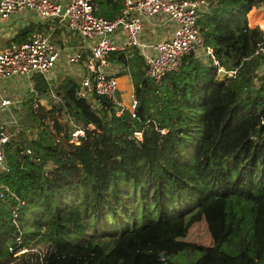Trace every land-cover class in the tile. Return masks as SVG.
<instances>
[{
	"label": "trees",
	"instance_id": "16d2710c",
	"mask_svg": "<svg viewBox=\"0 0 264 264\" xmlns=\"http://www.w3.org/2000/svg\"><path fill=\"white\" fill-rule=\"evenodd\" d=\"M262 2L216 0L200 12L204 45L224 69L237 68L232 77L190 53L157 83L133 52L135 117L98 95L95 108L73 77L54 87L60 101L28 104L35 135L10 138L0 172V264H24L16 249L39 243L48 259L92 248L99 259L89 264H173L183 251L188 264H264V55L254 54L264 31L247 21ZM96 7L113 18L123 4ZM34 87L49 92L41 76ZM79 126L84 137L70 143ZM199 228L200 243L185 240Z\"/></svg>",
	"mask_w": 264,
	"mask_h": 264
},
{
	"label": "built area",
	"instance_id": "2783aa9c",
	"mask_svg": "<svg viewBox=\"0 0 264 264\" xmlns=\"http://www.w3.org/2000/svg\"><path fill=\"white\" fill-rule=\"evenodd\" d=\"M95 2L96 0H0L1 18L30 12L39 21L52 23V30L57 26H64L83 42L73 50L70 49L67 54L52 41L50 34L42 31H33L22 41H11L0 50V80L41 75L49 82L63 53H66L65 57L71 64H79L86 46L93 63L89 74L80 82L82 92L79 94L91 100L95 108L100 107V99H95L94 95L105 97L112 103L116 115L128 110L135 117L138 101L134 90L129 107H124L117 96V76L106 71L111 65L112 52L138 49L144 59L145 76L157 83L161 82L167 72L177 70L182 57L190 53L209 58L217 67L218 73L226 77H232L236 73V67L224 69L219 65L212 47L204 45L200 33L197 21L200 12L208 9L216 0H122L123 7L113 18L95 14ZM153 18L166 24L170 32L164 38L147 42L143 39L144 21ZM254 54L264 55V41L257 44ZM260 73L261 69L258 70V74ZM17 104L18 102L8 97L0 101V107L4 108L16 109L14 107ZM18 132L14 119L0 122V172L5 169V145ZM141 135V131H134L136 139H141ZM83 137L84 128L76 127L69 134V142L79 144ZM29 152L26 149V153ZM3 194L0 187V197Z\"/></svg>",
	"mask_w": 264,
	"mask_h": 264
},
{
	"label": "crops",
	"instance_id": "0c3cea01",
	"mask_svg": "<svg viewBox=\"0 0 264 264\" xmlns=\"http://www.w3.org/2000/svg\"><path fill=\"white\" fill-rule=\"evenodd\" d=\"M118 13H116L115 16ZM12 18L18 20L17 23L12 22V25L13 27L16 28V29L14 28L16 31L14 34H12L11 37H8L5 39L2 38L3 41L1 40V36H0V46L3 44V47L1 49L6 47L11 41H17V40H14V37L17 34L25 32L23 34V38L20 40L22 41V40H25L27 36L33 31H42V32H46L50 34L52 41H54L56 45L60 49L63 50V52H67V54L69 53L70 49L73 50V48H76L80 46L81 43H83L82 40L79 39L76 35L68 32L64 26H57L55 30H52L51 29V26L53 25L52 23L41 22L36 18L35 15H33L30 12H25V13L21 12L18 14H12L6 18H1V19L9 20ZM249 19L250 18L247 16V21ZM144 24H147L150 30L154 28H157L158 30H160L159 34L153 31L147 34L144 28L143 39L147 42H154L156 40L164 38L166 34L170 32V28L166 24L164 25L161 24L160 21H158L156 18L148 19V20L145 19ZM250 27L252 26L250 25ZM162 29H164V31H162ZM72 37L78 38V40L76 39L74 40ZM133 52L136 53L141 58L143 62V69H144V59L141 53L136 48H130L125 51H120V53L122 54V58L124 57L123 60L121 58V61L112 60L110 56L111 65L110 67L106 68V71L110 73H114L117 76L118 87H119L117 96L120 98L121 103H122L121 97H123L124 91L127 90V87H128V93L130 97L134 90L132 79L129 74V72L133 70V66L131 65V61H130V59L134 57ZM65 54L66 53H63V58L61 62L51 74L50 81L48 82L45 80L49 87V92H48L49 94H51L52 92L54 93V87L57 86L60 80L63 79L64 77H73L79 82H81L83 77L88 75L92 69L93 62L90 59L89 49L86 46H84V53H83L84 57L82 58L79 64H71L70 61H67ZM38 76H41V75H33L30 78L17 76V77L8 79V80H0V101L1 99L8 97L12 99L14 102H18L19 107H21L20 102L24 94L23 92H28L29 96L27 98H32V100L36 102V105L37 103H39V101H40L39 104H41V101L45 99L44 97L48 96V93L42 94L35 90L34 86H35V83H37ZM4 85L8 87L10 91L7 92L6 89H3ZM34 93H37V95L35 96ZM1 108L2 107H0V110ZM4 110H6V112L0 111V122L3 120L2 119L3 115L8 113V111L10 112L11 108H5Z\"/></svg>",
	"mask_w": 264,
	"mask_h": 264
},
{
	"label": "rangeland",
	"instance_id": "374dc122",
	"mask_svg": "<svg viewBox=\"0 0 264 264\" xmlns=\"http://www.w3.org/2000/svg\"><path fill=\"white\" fill-rule=\"evenodd\" d=\"M25 13V12H24ZM250 19L248 20V26L250 27V25L253 26H258L260 27L263 31H264V26H262L264 24V2L260 3L259 6L254 7L253 9H251V11L248 13L247 15ZM0 36H1V40L2 38H8L11 37L12 34L15 33V27H13L12 22L13 23H17L18 20L17 19H9V20H5V19H1L0 18ZM15 28V29H14ZM144 28L147 34L151 33L152 31L155 33H160L157 28H154L152 30H150L147 26V24H144ZM165 28V27H164ZM162 31H164V29H162ZM73 34V33H72ZM74 40H78V38L72 37ZM3 41V40H2ZM3 47V44L0 46V49ZM125 85V83H124ZM3 89H6V91H10L8 89V87H6L4 85ZM82 92V91H81ZM23 97L21 99L20 102V106L19 104L15 105L14 108L16 109H11V113L8 111V113L4 114L2 119L3 120H15V126L17 128H19V132L20 131H24L25 134L27 133L28 135H30L31 137L33 136V134L35 135L34 132H36V128L33 129V131L29 132L27 129V122L29 117H27V106L29 104L30 107H32L33 109L37 106L36 102L34 100H29L30 98H27L29 96L28 92H23ZM45 99H43L41 101V105H47V99L48 98H52L53 101L58 102L60 101V96L56 95L55 93H51L48 95V97H44ZM120 99V98H119ZM130 99L131 97L129 96L128 93V87L127 90L124 91L123 97H121L122 103L124 106L129 107L130 105ZM137 99V98H136ZM138 101V100H137ZM40 103V101H39ZM20 108V110H19ZM5 108L2 107L1 108V112H6V110H4ZM17 110V112L15 111ZM10 113V114H9ZM12 119H9L11 117ZM54 120L50 119L47 122H49L52 125V131L54 132V124L53 122ZM18 132V133H19ZM26 135V136H28ZM40 139H47V137H45L44 133L40 134ZM204 234V229H192L189 234L187 235V237L185 238V240L190 241V242H195V243H200L201 242V237H203ZM92 248H87L85 250H83V252L76 258H74L71 254L69 253H59L57 255H55L52 259H48V253H47V246L43 243H39L35 246H33V250L30 252H27L25 248H18L16 249L15 253H14V257L16 261L22 262L24 264H89L87 263V259L90 258H94V260L99 259V253H97L96 251L91 250ZM87 257H84V255H88ZM198 253H195V257L193 258V260L196 259V257L198 256ZM81 256V257H80ZM175 257V256H173ZM190 255L187 254V252H181V254L177 255L172 261L173 264L176 263H180V264H188V261L190 259Z\"/></svg>",
	"mask_w": 264,
	"mask_h": 264
},
{
	"label": "water",
	"instance_id": "95a60500",
	"mask_svg": "<svg viewBox=\"0 0 264 264\" xmlns=\"http://www.w3.org/2000/svg\"><path fill=\"white\" fill-rule=\"evenodd\" d=\"M161 256H162V253H161Z\"/></svg>",
	"mask_w": 264,
	"mask_h": 264
}]
</instances>
